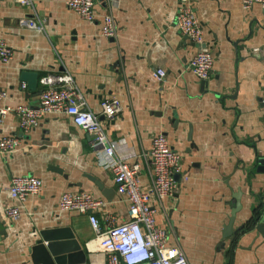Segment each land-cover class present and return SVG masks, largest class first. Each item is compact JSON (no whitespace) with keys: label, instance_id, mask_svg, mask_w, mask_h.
<instances>
[{"label":"crops","instance_id":"obj_1","mask_svg":"<svg viewBox=\"0 0 264 264\" xmlns=\"http://www.w3.org/2000/svg\"><path fill=\"white\" fill-rule=\"evenodd\" d=\"M179 1L93 0L98 19L115 17L118 36L107 39L99 21L81 19L67 0H32L31 7L0 0V39L13 51L0 65V90L7 92L2 104L38 107L41 87L29 91L23 73L36 74L38 82L69 73L96 114L102 101L116 99L121 113L101 117L100 124L115 159L141 165L142 191L150 186L142 155L154 137L163 135L181 157L173 195L162 206L152 201L169 244L180 247L189 264H264V235L253 225L264 218V4L244 10L240 0H189L203 31L201 49L214 57L209 79L201 82L189 68L198 46L176 27ZM30 19L42 29L21 24ZM2 138L18 145L7 156L0 152V264H34L31 249L40 234L65 230L85 256L68 264H105L88 215L57 210L64 193L86 192L105 201L94 212L103 228L110 219L127 218V202L104 166L108 158L93 152L92 138L61 114L44 116L24 133L13 113L0 124ZM22 176L40 179L42 187L11 221L6 212L18 203L8 186ZM237 193L238 232L224 240Z\"/></svg>","mask_w":264,"mask_h":264},{"label":"built area","instance_id":"obj_2","mask_svg":"<svg viewBox=\"0 0 264 264\" xmlns=\"http://www.w3.org/2000/svg\"><path fill=\"white\" fill-rule=\"evenodd\" d=\"M20 6L31 7L32 0H14ZM241 7L248 10L254 5L264 4V0H240ZM66 7L81 19L100 23V35L107 39H116L118 26L115 17L106 13L98 19L93 0H67ZM22 25L29 29L41 30L38 20H22ZM176 27L193 45L198 46L189 68L201 82L209 79L213 68L214 57L210 52L201 49L203 31L189 0H180L177 8ZM13 58L12 49L0 39V65H7ZM156 78L165 77L163 71H156ZM41 87L39 105L30 108L26 105L9 107L3 105L7 92L0 90V124L7 115L13 113L21 131L27 133L40 124L46 115H65L75 127L84 131L92 138L93 152L103 154L108 158L105 167L110 171L116 193L127 202V218L121 223L110 219L107 227L103 228L94 212L105 207V201L96 199L86 192L64 193L61 195L57 210L59 212H75L88 215L89 224L95 233L98 249L105 256V264H189L182 249L170 245L165 230L156 223V209L152 203L162 202L173 195L176 190L175 175L181 169V157L175 153L168 140L163 135L153 138L151 149L142 155L144 167L150 179L148 191H142L139 179L140 164L129 165L115 159V152L108 146L100 124V118L112 119L121 113V105L116 99L100 103V114L91 111L81 95L74 78L69 73L47 74L39 79ZM26 88L25 85L22 86ZM18 145L15 138L0 139V152L7 156ZM42 187L40 179L34 176L14 177L11 179L8 192L11 199L18 203L10 208L6 215L11 221L20 217V204L29 197L36 196Z\"/></svg>","mask_w":264,"mask_h":264},{"label":"water","instance_id":"obj_3","mask_svg":"<svg viewBox=\"0 0 264 264\" xmlns=\"http://www.w3.org/2000/svg\"><path fill=\"white\" fill-rule=\"evenodd\" d=\"M23 82L28 85L29 91H35L38 85V76L33 73H23ZM260 163L264 166V161ZM60 172V171H57ZM96 183V182H95ZM234 207L231 210L227 225L222 229V238L224 240H233L237 235V231L233 230L235 214L239 210V194L233 196ZM257 219V218H256ZM256 232L264 235V218L258 217L253 223ZM5 235V230L0 228V238ZM31 258L34 264H68L70 260L79 257L82 261L85 259L83 251L75 240L73 234L68 231H49L40 234V240L35 243L31 249Z\"/></svg>","mask_w":264,"mask_h":264}]
</instances>
